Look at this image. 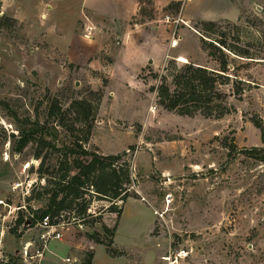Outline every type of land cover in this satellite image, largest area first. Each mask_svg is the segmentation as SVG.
I'll return each mask as SVG.
<instances>
[{
	"label": "rangeland",
	"instance_id": "rangeland-1",
	"mask_svg": "<svg viewBox=\"0 0 264 264\" xmlns=\"http://www.w3.org/2000/svg\"><path fill=\"white\" fill-rule=\"evenodd\" d=\"M3 1L0 200L6 205H0V252L17 264H23L27 244L31 253L45 248L35 264H67L66 259L84 264L90 254L92 264H264V162L223 147L233 138L239 149L263 146L251 118L264 120V60L239 74L251 87L241 99L229 95L236 111L222 119L168 112L151 91L171 61L208 65L194 28L202 21L245 22L257 39L254 49L264 57V0H178L168 7L146 0L128 23L107 24L97 34L80 27L82 39L70 35L75 18L67 0ZM91 91L103 98L88 149L126 153L133 197L121 215L99 211L109 202L94 203L89 212L102 214L94 227L64 216L56 226L61 238H50L44 247L41 236L48 231L30 212L44 201H28L33 185L44 184L36 173L37 143L21 153L16 148L21 133L35 123L49 141L68 142L60 115L50 117V109L56 103L67 112L84 97L96 102ZM72 118L62 119L71 125ZM23 207L35 222L31 228L16 225ZM103 224L117 227L118 255L88 236L100 233L107 244Z\"/></svg>",
	"mask_w": 264,
	"mask_h": 264
},
{
	"label": "trees",
	"instance_id": "trees-1",
	"mask_svg": "<svg viewBox=\"0 0 264 264\" xmlns=\"http://www.w3.org/2000/svg\"><path fill=\"white\" fill-rule=\"evenodd\" d=\"M1 4V3H0ZM3 18V17H2ZM201 36L202 50L208 57V65L187 62L178 65L171 61L165 68L157 87H151L157 93V104L168 112L179 116L194 117L198 114L206 118L222 119L236 111L228 103L229 95L237 99L251 87L240 77L242 70L249 69L254 63H262L264 57L254 49L257 43L253 33L248 31L246 23L202 21L194 27ZM154 78H158L153 74ZM97 96L96 102L88 97L75 100L67 112L58 108L56 103L50 109V117L60 115L59 126L68 133V142L61 146L49 141L39 123L22 132L16 152L21 153L29 143H37L34 158L39 161L36 173L44 184H34L28 201L42 203L34 212L39 222L49 217L50 224L58 226L61 219L89 224L102 223L99 216L90 213L94 203L109 202L110 207L99 211H110L121 215L123 205L133 195L130 188L133 183L131 160L126 153L103 155L88 149L92 137L98 107L102 101V92L91 91ZM70 114L71 125L64 123L63 117ZM253 125L261 131L262 147L239 149L233 138L223 147L230 153H241L245 157L264 162V120L259 116L251 118ZM50 150V156L46 150ZM47 150V151H48ZM55 164H51L54 160ZM121 203V204H120ZM18 212L16 225L25 224L28 212ZM92 218V221H89ZM99 218V219H98ZM31 220V219H30ZM35 222L31 220V228ZM104 232L110 237L105 244L100 233L88 235L90 240L103 244L110 255H116L113 249L117 227L109 228L103 224ZM16 229H12L14 233ZM22 232L18 234L20 237ZM119 254V253H118ZM117 254V255H118ZM8 256V255H7ZM9 261L2 264H17V258L8 256ZM93 254L88 255L84 264H92Z\"/></svg>",
	"mask_w": 264,
	"mask_h": 264
},
{
	"label": "crops",
	"instance_id": "crops-1",
	"mask_svg": "<svg viewBox=\"0 0 264 264\" xmlns=\"http://www.w3.org/2000/svg\"><path fill=\"white\" fill-rule=\"evenodd\" d=\"M146 0H67L74 10V25L70 35L82 39V28L90 30L91 34L102 31L107 24L123 25L130 22L139 12L142 2ZM156 6L168 7L178 0H152ZM5 7L4 1L0 0ZM42 16H47L44 12ZM15 20L21 22L18 18ZM61 33V32H60Z\"/></svg>",
	"mask_w": 264,
	"mask_h": 264
},
{
	"label": "built area",
	"instance_id": "built-area-1",
	"mask_svg": "<svg viewBox=\"0 0 264 264\" xmlns=\"http://www.w3.org/2000/svg\"><path fill=\"white\" fill-rule=\"evenodd\" d=\"M89 36L90 35H88L87 37H89ZM0 205H6V204L2 200H0ZM23 208L26 209V207H23ZM19 210H21V209H19ZM12 214L14 215L15 211L11 212L10 216ZM25 225H27V226L31 225V220L29 217L26 218ZM38 225L41 229L48 231L47 233H45L41 236L42 242L45 243V244H43L44 247H46V243L48 242V240L50 238H52V237L55 239L61 238V234L56 231L57 227L50 224L49 217H45L42 221L39 222ZM30 246H31V244H27L25 246L24 250L21 251V254H20L21 255V263H23V264H35V263H33V260L35 258H40V260H42V258H43L45 248L40 247V248L36 249V251L34 253H31ZM8 261H9V257L0 252V264L7 263ZM65 261H66L65 263H67V264H69L71 262L70 259H66Z\"/></svg>",
	"mask_w": 264,
	"mask_h": 264
},
{
	"label": "bare ground",
	"instance_id": "bare-ground-1",
	"mask_svg": "<svg viewBox=\"0 0 264 264\" xmlns=\"http://www.w3.org/2000/svg\"><path fill=\"white\" fill-rule=\"evenodd\" d=\"M181 61H183V62H184V61H186V60H185V58H182V59H181Z\"/></svg>",
	"mask_w": 264,
	"mask_h": 264
}]
</instances>
